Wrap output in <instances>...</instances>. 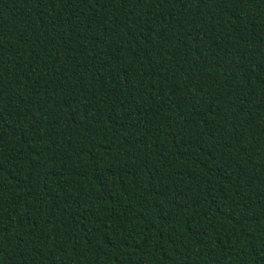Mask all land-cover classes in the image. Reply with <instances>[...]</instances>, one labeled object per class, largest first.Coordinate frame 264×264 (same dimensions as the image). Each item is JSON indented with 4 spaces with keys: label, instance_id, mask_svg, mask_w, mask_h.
I'll list each match as a JSON object with an SVG mask.
<instances>
[{
    "label": "trees",
    "instance_id": "obj_1",
    "mask_svg": "<svg viewBox=\"0 0 264 264\" xmlns=\"http://www.w3.org/2000/svg\"><path fill=\"white\" fill-rule=\"evenodd\" d=\"M0 264H264V0H0Z\"/></svg>",
    "mask_w": 264,
    "mask_h": 264
}]
</instances>
